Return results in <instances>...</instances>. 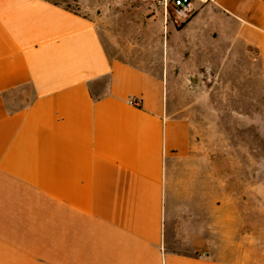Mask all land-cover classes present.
Masks as SVG:
<instances>
[{
  "label": "crops",
  "instance_id": "0c3cea01",
  "mask_svg": "<svg viewBox=\"0 0 264 264\" xmlns=\"http://www.w3.org/2000/svg\"><path fill=\"white\" fill-rule=\"evenodd\" d=\"M92 5L0 0V264H235L178 249L167 162L191 154L190 126L162 78L110 58ZM195 8L172 38L231 32L264 65V0ZM26 86L10 113L3 97Z\"/></svg>",
  "mask_w": 264,
  "mask_h": 264
},
{
  "label": "rangeland",
  "instance_id": "374dc122",
  "mask_svg": "<svg viewBox=\"0 0 264 264\" xmlns=\"http://www.w3.org/2000/svg\"><path fill=\"white\" fill-rule=\"evenodd\" d=\"M84 14L93 3L112 60L162 78L169 116L191 130L188 158L173 157L174 239L178 249L235 264H264V65L232 33L193 42L160 25L156 0H49ZM145 8L146 10H143ZM30 87L5 96L8 109L26 106ZM169 226L168 236H171Z\"/></svg>",
  "mask_w": 264,
  "mask_h": 264
},
{
  "label": "built area",
  "instance_id": "2783aa9c",
  "mask_svg": "<svg viewBox=\"0 0 264 264\" xmlns=\"http://www.w3.org/2000/svg\"><path fill=\"white\" fill-rule=\"evenodd\" d=\"M196 0H164L165 3V19L172 15L177 22L185 23L193 16L196 11ZM202 4H206L209 0H199ZM132 104L137 105L134 101Z\"/></svg>",
  "mask_w": 264,
  "mask_h": 264
},
{
  "label": "trees",
  "instance_id": "16d2710c",
  "mask_svg": "<svg viewBox=\"0 0 264 264\" xmlns=\"http://www.w3.org/2000/svg\"><path fill=\"white\" fill-rule=\"evenodd\" d=\"M13 91H15V90H13ZM3 100L5 101V97H3ZM25 107H26V106H24V107H20V108H17V109H8V111H9L10 113H15V112H18V111L24 109Z\"/></svg>",
  "mask_w": 264,
  "mask_h": 264
}]
</instances>
